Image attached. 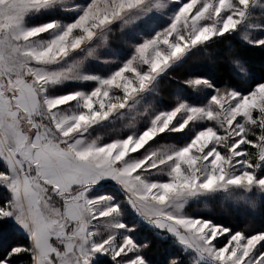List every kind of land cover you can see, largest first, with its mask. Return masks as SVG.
<instances>
[{
  "label": "snow or ice",
  "instance_id": "1",
  "mask_svg": "<svg viewBox=\"0 0 264 264\" xmlns=\"http://www.w3.org/2000/svg\"><path fill=\"white\" fill-rule=\"evenodd\" d=\"M223 39L264 50V0H0V264H150L139 228L167 264H264V231L188 212L264 208V76L158 99Z\"/></svg>",
  "mask_w": 264,
  "mask_h": 264
},
{
  "label": "rangeland",
  "instance_id": "2",
  "mask_svg": "<svg viewBox=\"0 0 264 264\" xmlns=\"http://www.w3.org/2000/svg\"><path fill=\"white\" fill-rule=\"evenodd\" d=\"M233 40L236 39H223L224 51L228 53V57H225V60L226 62H228L230 74L236 79V84L233 85L246 91L247 85L245 83V80L247 78L238 79L232 73L231 62L233 60V57H230L229 55L232 53ZM112 44L116 48H120L123 46L122 38L119 32H117L112 37ZM238 44L240 46H243L239 42ZM258 50L264 52V50ZM124 51L127 52L128 49L124 48ZM219 52L220 51H218L215 44H212L207 53L199 54L196 57L190 58L183 68L178 69L175 73L172 74V79L164 80L161 82L160 95L158 96V99L161 100L164 105L170 106L172 103V94L179 88H182L180 81L185 77L186 73L189 70H192L196 75L203 76H206L205 72L211 73V68H213L215 64L214 62L221 59L218 56ZM250 72L253 79L254 74L252 73V71ZM263 211L264 208H258L253 214H244L243 212L237 214L234 209H229L228 205H221L220 203L210 204L207 207H205L204 205H193L188 209V212L190 214H203L206 218H212L217 222L224 223L226 226L231 227L234 231L245 230L249 234L258 231H264ZM128 219L130 222V218ZM134 235L136 236L138 241H148L150 243V247L147 248L143 253L150 264H167L169 258L176 252V249L172 246V242L170 240L157 238L147 228H139L137 232L134 233ZM20 242L21 240L16 233L10 230L0 232V251L5 250L6 248ZM153 250H155L154 253Z\"/></svg>",
  "mask_w": 264,
  "mask_h": 264
},
{
  "label": "trees",
  "instance_id": "3",
  "mask_svg": "<svg viewBox=\"0 0 264 264\" xmlns=\"http://www.w3.org/2000/svg\"><path fill=\"white\" fill-rule=\"evenodd\" d=\"M223 43L222 41L215 44L218 51H220L218 56L221 59L214 62L215 64L211 68V73L205 72V75L216 82L218 86H222L226 82L236 84V79L230 74L228 62L225 60V57H228V53L224 51ZM232 46V53L229 56L233 58L238 57L242 60L246 67L254 74L253 80H258L261 76H264V52L240 46L236 40L232 41ZM154 252L155 250H153Z\"/></svg>",
  "mask_w": 264,
  "mask_h": 264
}]
</instances>
